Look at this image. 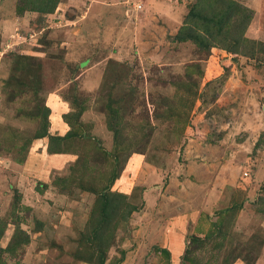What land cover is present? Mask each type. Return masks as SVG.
Listing matches in <instances>:
<instances>
[{
    "label": "rangeland",
    "instance_id": "rangeland-1",
    "mask_svg": "<svg viewBox=\"0 0 264 264\" xmlns=\"http://www.w3.org/2000/svg\"><path fill=\"white\" fill-rule=\"evenodd\" d=\"M0 218V264H264V0H0Z\"/></svg>",
    "mask_w": 264,
    "mask_h": 264
},
{
    "label": "crops",
    "instance_id": "crops-1",
    "mask_svg": "<svg viewBox=\"0 0 264 264\" xmlns=\"http://www.w3.org/2000/svg\"><path fill=\"white\" fill-rule=\"evenodd\" d=\"M66 104L53 103L50 108H52L53 115L61 116V113H66L69 109H66ZM63 111V112H62ZM52 115V117H53ZM54 120V119H53ZM54 126V121L50 127V133L55 136H64L70 130L69 126L63 119L56 120ZM59 126H56V125ZM49 138H39L35 140L31 145L28 156L22 165V171L26 174L39 176L40 179L47 181L54 170H58L64 167H68L69 164L75 162L77 155L72 153H51L48 150ZM22 173V177L29 179L25 174ZM198 223V222H197Z\"/></svg>",
    "mask_w": 264,
    "mask_h": 264
},
{
    "label": "trees",
    "instance_id": "trees-1",
    "mask_svg": "<svg viewBox=\"0 0 264 264\" xmlns=\"http://www.w3.org/2000/svg\"><path fill=\"white\" fill-rule=\"evenodd\" d=\"M196 17H201V14L196 13ZM210 19L211 18H206L205 21L208 22ZM218 21L221 23L222 18H220ZM210 22H211V20H210ZM45 135L49 137V146H48L49 152H51V153H68L64 148L56 147L55 145H60L62 143V141L65 140L66 138L75 137L76 136V132L71 131V132H68L65 136H55V135H52L49 132V130H48L46 133H44L43 136H45ZM117 177H118V174L115 175V178L113 180L117 179ZM113 197L116 198L118 203L120 204L121 202H123L120 198H124V197H126V195H124L122 193H115L113 191H111L110 193L102 194L101 198H102L103 204L106 206V209H104V212L106 214H107V212L111 213L112 211L113 212L111 214H113L116 211V210H112V211L108 210L109 201L111 202L112 200H116V199H113ZM112 204H113V201L110 203V205L112 206ZM112 208H114V207H112ZM2 224H3V220L0 218V231L3 229ZM100 232H101L100 229L99 230L98 229L95 230V233H96V236H97L96 238L100 237V238L103 239L105 237L107 239L108 232H106L105 234H100ZM23 234L24 233H19V235H18V239L17 240L19 241V243L24 241L23 239H26V238H23ZM162 252L166 253L167 255H169V252L166 249H162ZM101 260L102 261H100V264H104V261H103L104 259L101 258Z\"/></svg>",
    "mask_w": 264,
    "mask_h": 264
}]
</instances>
